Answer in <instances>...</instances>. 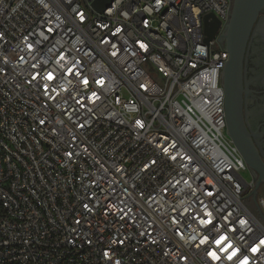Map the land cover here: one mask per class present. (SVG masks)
Masks as SVG:
<instances>
[{"label": "built area", "instance_id": "built-area-1", "mask_svg": "<svg viewBox=\"0 0 264 264\" xmlns=\"http://www.w3.org/2000/svg\"><path fill=\"white\" fill-rule=\"evenodd\" d=\"M92 1L0 0V264H264L204 33L232 0Z\"/></svg>", "mask_w": 264, "mask_h": 264}, {"label": "flooded vegetation", "instance_id": "flooded-vegetation-1", "mask_svg": "<svg viewBox=\"0 0 264 264\" xmlns=\"http://www.w3.org/2000/svg\"><path fill=\"white\" fill-rule=\"evenodd\" d=\"M215 36L224 47L228 41L226 31L221 29ZM227 87L231 94L233 132L252 162L264 169V10L259 12L245 42L239 74H229Z\"/></svg>", "mask_w": 264, "mask_h": 264}, {"label": "water", "instance_id": "water-1", "mask_svg": "<svg viewBox=\"0 0 264 264\" xmlns=\"http://www.w3.org/2000/svg\"><path fill=\"white\" fill-rule=\"evenodd\" d=\"M113 0H93L92 7L98 12H103ZM261 10H264V0H232V9L228 22L222 29L226 31L227 43L222 49L229 53L228 61L224 64L222 72L223 88L225 91V121L227 133L232 139L238 151L242 154L254 182L252 191L254 199H256L258 189L261 184H264V169L252 162L247 154L242 149L234 132V118L230 106V91L227 87V77L229 74H239L242 55L245 42L249 32ZM204 33L205 41H211L220 29V21L211 13L204 15ZM260 213V212H259Z\"/></svg>", "mask_w": 264, "mask_h": 264}, {"label": "rangeland", "instance_id": "rangeland-1", "mask_svg": "<svg viewBox=\"0 0 264 264\" xmlns=\"http://www.w3.org/2000/svg\"><path fill=\"white\" fill-rule=\"evenodd\" d=\"M244 176H245L247 179L251 178L248 172H245V173H244ZM253 184H254V183H253ZM257 196L260 197V198H262V199H264V184H261V185H260V187H259V189H258V192H257Z\"/></svg>", "mask_w": 264, "mask_h": 264}, {"label": "snow or ice", "instance_id": "snow-or-ice-1", "mask_svg": "<svg viewBox=\"0 0 264 264\" xmlns=\"http://www.w3.org/2000/svg\"><path fill=\"white\" fill-rule=\"evenodd\" d=\"M262 243H264V242H262Z\"/></svg>", "mask_w": 264, "mask_h": 264}]
</instances>
